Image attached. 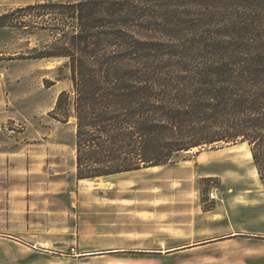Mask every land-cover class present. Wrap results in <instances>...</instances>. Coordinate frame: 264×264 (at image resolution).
Wrapping results in <instances>:
<instances>
[{
    "label": "rangeland",
    "instance_id": "374dc122",
    "mask_svg": "<svg viewBox=\"0 0 264 264\" xmlns=\"http://www.w3.org/2000/svg\"><path fill=\"white\" fill-rule=\"evenodd\" d=\"M23 20L0 26V264H264V186L242 143L77 179L72 119L51 115L66 60L31 57L54 21Z\"/></svg>",
    "mask_w": 264,
    "mask_h": 264
},
{
    "label": "trees",
    "instance_id": "16d2710c",
    "mask_svg": "<svg viewBox=\"0 0 264 264\" xmlns=\"http://www.w3.org/2000/svg\"><path fill=\"white\" fill-rule=\"evenodd\" d=\"M33 15L54 40L31 57L69 69L51 115L72 119L77 179L239 142L264 186V0H43L0 26Z\"/></svg>",
    "mask_w": 264,
    "mask_h": 264
},
{
    "label": "bare ground",
    "instance_id": "6f19581e",
    "mask_svg": "<svg viewBox=\"0 0 264 264\" xmlns=\"http://www.w3.org/2000/svg\"><path fill=\"white\" fill-rule=\"evenodd\" d=\"M241 146H244V147L246 148V152H247L248 157H249L251 160H253V158H252V154H251V151H250L248 145H247L246 143H242ZM194 149H196V148H194ZM189 151H190V150H189ZM161 166H163V165L151 166V167H146V168H142V169H147V170H148V169L158 168V167H161ZM140 170H141V169H140ZM135 171H136V170H135ZM129 172H131V171H129ZM254 172H255V175L259 178V175H258V172H257V169H256L255 166H254ZM122 173H127V172H122ZM119 174H121V173H119ZM81 180H88V179H81Z\"/></svg>",
    "mask_w": 264,
    "mask_h": 264
},
{
    "label": "crops",
    "instance_id": "0c3cea01",
    "mask_svg": "<svg viewBox=\"0 0 264 264\" xmlns=\"http://www.w3.org/2000/svg\"><path fill=\"white\" fill-rule=\"evenodd\" d=\"M156 166V165H155ZM151 167V166H150ZM132 171H135V170H132ZM126 172H129V171H126ZM122 173V172H121Z\"/></svg>",
    "mask_w": 264,
    "mask_h": 264
}]
</instances>
